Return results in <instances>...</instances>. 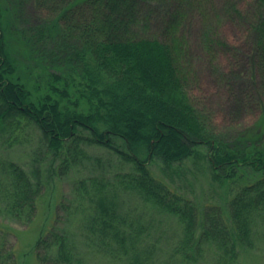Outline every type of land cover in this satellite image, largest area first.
<instances>
[{
	"label": "trees",
	"instance_id": "16d2710c",
	"mask_svg": "<svg viewBox=\"0 0 264 264\" xmlns=\"http://www.w3.org/2000/svg\"><path fill=\"white\" fill-rule=\"evenodd\" d=\"M32 1L40 13L32 24L24 0L0 2V149L38 136L30 170L0 152V264H20L5 222L29 226L47 186L89 159L84 146L91 145L114 150L133 170L76 181L37 243L39 264H92L95 256L116 264H239L264 229V112L241 132L218 131L192 96L183 25L193 0ZM251 1L249 10L236 2L227 8L247 24L252 68L264 79V0ZM216 29L204 21L212 60L229 48ZM192 157L205 159L217 181H234L243 169L258 178L226 209H201L149 165L158 158L168 169ZM120 193L178 221L167 260L152 224L121 210Z\"/></svg>",
	"mask_w": 264,
	"mask_h": 264
},
{
	"label": "rangeland",
	"instance_id": "374dc122",
	"mask_svg": "<svg viewBox=\"0 0 264 264\" xmlns=\"http://www.w3.org/2000/svg\"><path fill=\"white\" fill-rule=\"evenodd\" d=\"M0 2L9 7L17 4V0ZM231 2H236L242 10H249L252 4L251 0H193L183 33L188 48L184 65L188 69V86L192 96L205 109L218 131L235 134L254 124L264 112V79L258 68L254 73L251 60L253 43L249 39L248 26L231 14L230 8H227ZM23 13L30 24L40 20V13L32 0H24ZM205 20L209 26L217 28L220 38L229 45L218 60H212L204 50L202 32ZM153 28L149 35L157 32L155 25ZM37 142V134L29 132L21 142L11 147L7 145L0 152L30 170L31 152ZM84 149L90 158L70 170L68 176L56 177L47 186L39 201L38 215L29 226L5 222L14 231L12 242L20 264H39L37 243L52 229L59 204L73 198L76 181L94 176L111 179L116 173L133 170L132 164L123 162L114 150L99 145L84 146ZM149 165L157 178L193 200L201 209L206 205L226 209L228 200L242 185L258 178L257 174L243 169L234 181H217L203 158L192 157L168 169L158 158ZM118 200L122 211H135L134 215L152 224V239L158 243L161 259L167 260L180 237L178 221L145 204L135 194L120 193ZM260 232L256 248L242 251L239 264H264V229L261 228ZM89 261L92 264H116L97 256L89 257ZM207 264L212 263L208 261Z\"/></svg>",
	"mask_w": 264,
	"mask_h": 264
}]
</instances>
